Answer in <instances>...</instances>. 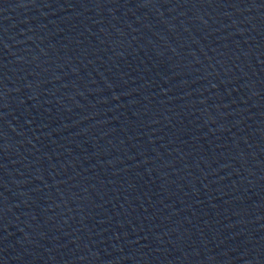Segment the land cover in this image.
<instances>
[{
    "label": "water",
    "instance_id": "95a60500",
    "mask_svg": "<svg viewBox=\"0 0 264 264\" xmlns=\"http://www.w3.org/2000/svg\"><path fill=\"white\" fill-rule=\"evenodd\" d=\"M0 264H264V0H0Z\"/></svg>",
    "mask_w": 264,
    "mask_h": 264
}]
</instances>
